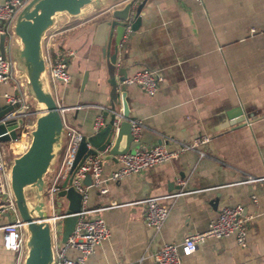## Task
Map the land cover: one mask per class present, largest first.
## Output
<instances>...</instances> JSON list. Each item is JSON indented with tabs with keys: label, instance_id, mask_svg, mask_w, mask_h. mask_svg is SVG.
Segmentation results:
<instances>
[{
	"label": "crops",
	"instance_id": "crops-1",
	"mask_svg": "<svg viewBox=\"0 0 264 264\" xmlns=\"http://www.w3.org/2000/svg\"><path fill=\"white\" fill-rule=\"evenodd\" d=\"M138 1L132 0L131 7ZM124 2L87 3L74 15L59 11L41 36V49H59L66 63L67 82L51 81L46 69L45 75L59 104H79L63 114L81 133L94 130L92 120L102 114L95 104L108 107L104 60L113 51V30L104 17ZM263 24L264 0H143L137 22L117 44L115 54V77L119 68L129 74L142 66L158 74L152 94L138 84L116 85L114 108L120 109L119 92L124 90L128 115L141 122L130 147L155 141L174 147L201 134L208 140L200 145L202 155L185 149L176 157L109 180L104 192L88 187L87 205L111 200L117 204L92 212L104 218L109 234L94 246L86 263L155 264L151 253L162 242H178L185 234L204 229L221 205L239 202L249 215L246 245H237L232 235L207 237L182 254L179 264H264ZM250 26L254 31L248 30ZM2 45L11 57L5 37ZM13 67L16 76L23 73L15 60ZM17 91L12 81L0 82V109L9 111L11 104L4 92ZM20 92L24 101L36 106L23 116L17 137L4 142L12 156L24 148L39 108L25 83ZM102 117L104 122L108 114ZM58 161L56 157L48 166L45 182ZM115 165V159L102 160L103 172ZM147 195H159L168 206L158 228L144 223L140 199ZM5 220L0 215V224ZM12 258L13 252L2 246L0 229V264H10Z\"/></svg>",
	"mask_w": 264,
	"mask_h": 264
},
{
	"label": "built area",
	"instance_id": "built-area-1",
	"mask_svg": "<svg viewBox=\"0 0 264 264\" xmlns=\"http://www.w3.org/2000/svg\"><path fill=\"white\" fill-rule=\"evenodd\" d=\"M26 0H3L0 2V32L4 34L7 43L12 37V22L14 16ZM264 31V24L261 26ZM129 30V20L124 25L118 44L125 38ZM249 31H254L250 26ZM45 69L49 79L67 82L70 74L66 68V63L62 55L56 54L50 57L47 46L42 48ZM12 81V85L18 91L16 93L4 92V97L9 103L17 102V107L10 110L8 115H20L22 118L30 112L28 103L24 101L20 86L24 84L23 73L16 76L14 73L13 60L9 55L0 54V82ZM121 82L138 84L146 93L152 94L157 89L158 74L149 67L142 66L129 74H125ZM79 104L66 105L60 107L61 119L66 129L62 140V147L59 161L55 171L45 182L43 194L51 201L56 190L60 187L63 175L73 158L75 147L81 131L73 124L66 122L64 110L70 107H77ZM99 109H107L102 104H95ZM113 124L122 118L121 110L114 109ZM129 129L131 140H137L141 122L137 118L130 117ZM103 123L100 112L96 113L92 120V128L97 129ZM208 140V136L201 134L191 138L189 141L180 142L174 147H167L162 141H155L147 145H137L130 149L115 154L116 165L103 172L101 152L104 150L84 156L77 165L70 179V184L80 192L79 209L75 212L76 217L73 226L64 240L60 239L61 218L63 210L56 211L50 204L48 210L45 208V220L48 224V233L52 251V264H83L87 256L93 251L94 246L105 239L109 234V228L104 218L98 213H92L99 208L109 205H116L111 200L106 205H87V189L90 186L97 188L99 192L107 189V182L122 177L126 174L136 172L152 164L176 157L178 153L185 149H196L198 155L204 154L200 145ZM5 141L0 140V197L2 204L10 212V219L0 224L2 246L13 252L10 264H23V257L26 251L25 230L14 206L12 192L9 186V164L5 157ZM28 140L24 143L26 146ZM89 173L91 181L83 183L82 178ZM159 195H147L140 199L143 204L144 223L153 228H158L165 219L168 206L159 201ZM254 200L255 197H252ZM249 215L243 210V205L239 202L221 205L213 218L202 230H196L185 234L178 242L164 241L151 253L155 264H179L182 254H189L195 249L196 243L207 237H219L232 235L235 243L244 247L246 245V231ZM57 222L59 223V235H57ZM69 249L75 250V254L68 253ZM102 264H124L120 262Z\"/></svg>",
	"mask_w": 264,
	"mask_h": 264
},
{
	"label": "water",
	"instance_id": "water-1",
	"mask_svg": "<svg viewBox=\"0 0 264 264\" xmlns=\"http://www.w3.org/2000/svg\"><path fill=\"white\" fill-rule=\"evenodd\" d=\"M99 0H26L17 10L12 22V37L10 39V55L22 70L25 77L27 92L38 103L39 108L29 129V139L26 146L13 155L9 164V186L17 214L25 230L26 251L23 264H52V251L45 220L46 212L41 198L45 185L44 174L48 166L59 157L62 140L66 129L61 119L59 104L48 84L45 75V65L41 50V36L50 27L55 13L64 11L70 15L78 13L87 3L98 5ZM143 0H139L131 7L132 0H126L119 8H113L104 17L105 24L113 30V51L105 55L106 81L108 82V107L102 114H108L107 119L97 128L88 133H81L77 141L71 163L66 176L61 180L56 195L64 199V215L61 218L60 239L64 240L71 230L80 204V192L71 184L73 171L81 159L99 151L102 159H115V154L130 149L131 135L129 129L128 107L124 98V90L120 93V110L122 118L114 127V102L117 97L116 85L125 75L124 69H117L119 75L115 77L116 50L124 25L133 17V27L139 18ZM132 11V12H131ZM4 34H0V54L4 55L2 45ZM84 82V76L81 85ZM17 102L8 106L14 109ZM7 109H0V140L8 141L17 137L18 128L23 123L20 115H8ZM109 111V112H108ZM64 113V112H63ZM91 177L87 172L82 178L83 183H89ZM33 189L35 201L31 203L25 194V187ZM215 199V198H213ZM2 204L0 197V215L10 219V212ZM83 264H88L84 262Z\"/></svg>",
	"mask_w": 264,
	"mask_h": 264
},
{
	"label": "rangeland",
	"instance_id": "rangeland-1",
	"mask_svg": "<svg viewBox=\"0 0 264 264\" xmlns=\"http://www.w3.org/2000/svg\"><path fill=\"white\" fill-rule=\"evenodd\" d=\"M38 104V103H37ZM36 105H30L28 104V108L32 109L33 107L35 108ZM29 139V137H28ZM18 149V148H17ZM17 149H15L16 151H18ZM22 149V148H21ZM20 150V149H19ZM14 154V152H13ZM5 157L6 160L9 162L11 160L12 157V151L9 147H5ZM25 194L27 199L33 203L35 201V197L33 194V189L32 187L26 186L25 187ZM41 198L44 200L43 206L44 208H46L48 210V206L51 204L52 207L54 208V210L59 211V210H63L64 208V201L57 195H54V197L52 198V200L50 201L46 195L42 194ZM57 235H59V223L57 222Z\"/></svg>",
	"mask_w": 264,
	"mask_h": 264
},
{
	"label": "trees",
	"instance_id": "trees-1",
	"mask_svg": "<svg viewBox=\"0 0 264 264\" xmlns=\"http://www.w3.org/2000/svg\"><path fill=\"white\" fill-rule=\"evenodd\" d=\"M59 50V49H58ZM58 50H54L52 47L48 50V53H49V55H50V57H53V56H55L56 54H60L59 52L60 51H58ZM19 127H21V125L19 126ZM19 129L20 128H18V131H19ZM18 131H17V133H18Z\"/></svg>",
	"mask_w": 264,
	"mask_h": 264
}]
</instances>
